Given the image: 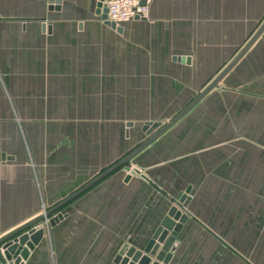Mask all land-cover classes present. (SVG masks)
Returning a JSON list of instances; mask_svg holds the SVG:
<instances>
[{
  "label": "crops",
  "instance_id": "0c3cea01",
  "mask_svg": "<svg viewBox=\"0 0 264 264\" xmlns=\"http://www.w3.org/2000/svg\"><path fill=\"white\" fill-rule=\"evenodd\" d=\"M60 1L0 0V236L128 154L124 123L180 112L264 21V0H151L118 33L94 16L99 0ZM261 94L264 32L195 117L134 157L143 175L116 171L65 205L21 264H112L172 205L187 215L173 264H264Z\"/></svg>",
  "mask_w": 264,
  "mask_h": 264
},
{
  "label": "water",
  "instance_id": "95a60500",
  "mask_svg": "<svg viewBox=\"0 0 264 264\" xmlns=\"http://www.w3.org/2000/svg\"><path fill=\"white\" fill-rule=\"evenodd\" d=\"M99 0L98 11L101 19L111 29L121 33V27H117L114 23L106 20V11L102 9V2ZM49 4L59 5L60 0H48ZM144 4V1L141 2ZM264 32V21L254 32L251 38L244 44L236 56L224 67L218 75L198 94L194 97L180 112H178L172 119L161 126L156 132L150 135L146 140L141 142L138 146L133 148L122 159L107 167L98 175L89 180L85 185L80 187L67 198L60 201L55 206L45 210L37 217L21 224L8 233L0 236V264H21L27 261L35 246L42 239L44 234V224L52 226L57 221L61 220L63 216L58 214V211L65 205L79 197L81 194L95 186L97 183L114 173L120 168L128 171L130 161L138 155L142 150L149 146L153 141L159 138L163 133L176 124L182 117H184L197 103H199L212 89L218 87V83L222 78L238 63V61L247 53L256 40ZM153 127H158L154 124ZM149 134V132H147ZM129 175L125 177L128 181ZM189 188L186 189L188 193ZM184 196L179 200L182 203ZM57 214L56 217L49 219L52 215ZM48 220V221H47ZM187 220V215L183 213L177 205H172L161 221L158 223L154 232L145 243V245L138 249L123 243L113 257L112 264H173L174 254L178 247L177 236L183 224Z\"/></svg>",
  "mask_w": 264,
  "mask_h": 264
},
{
  "label": "rangeland",
  "instance_id": "374dc122",
  "mask_svg": "<svg viewBox=\"0 0 264 264\" xmlns=\"http://www.w3.org/2000/svg\"><path fill=\"white\" fill-rule=\"evenodd\" d=\"M94 16H96V17H98V16H100L99 14H95ZM259 26V25H258ZM194 96H196V95H194ZM257 97V96H256ZM208 99H210V98H208ZM256 100H261L262 102L264 101V94H261V95H258V99L256 98ZM194 111H195V109H192V110H190L187 114H186V116L184 117V118H189V116L190 117H195V115L193 114L194 113ZM177 112H178V110H176V109H170V110H155L154 111V113L151 115V117H149L150 119H141V121H137L138 123L135 125V126H131V124L130 123H128V124H130V125H127L126 124V126H125V123L123 124V130H124V135H123V138L124 139H126L127 140V142H126V145H134L135 147L136 146H138L141 142H143L144 140H146L150 135H152L154 132H156L161 126H163L165 123H167L170 119H172L176 114H177ZM230 112H232V111H230ZM233 113V112H232ZM255 113V114H254ZM257 113V114H256ZM155 114V115H154ZM128 114L126 113V111H125V113H124V116H127ZM255 116V117H261L262 118V116H264V112L263 111H260V110H255V111H252V113H251V115L250 116ZM241 117H243L242 115H240ZM135 117V116H134ZM129 121V120H128ZM136 121V120H135ZM154 124H158V127H153V125ZM246 125V126H245ZM245 125H244V123H243V125H238V127H236V129H235V133L236 134H242V135H244V134H247V133H249L248 131H247V128H248V125H247V123L245 122ZM173 127V126H172ZM171 127V128H172ZM170 128V129H171ZM252 130H251V133H258L260 130H264V127L263 126H261V127H258V126H254V125H252ZM261 128V129H260ZM127 129V131L125 132V130ZM170 129H168L165 133H163L162 135H164V134H166L167 132L169 133V131H170ZM147 132H149V134L147 133ZM261 132H264V131H261ZM161 135V136H162ZM160 136V137H161ZM160 137L159 138H157L155 141H157L158 139H160ZM136 139L134 142H131V140L130 139ZM139 139V140H138ZM138 140V141H137ZM253 140V139H252ZM155 141H153L150 145L152 146V144L155 142ZM239 144H241V143H239V142H236L235 143V145L236 146H238ZM246 144V143H245ZM251 150L252 151H257L259 148L261 149V148H263V147H259V144L261 145V146H263V144H264V142H262V143H260V142H258V141H252L251 142ZM125 144H124V146H126ZM149 145V146H150ZM242 145V144H241ZM133 146V147H134ZM149 146H147V147H149ZM134 147V148H135ZM146 147V148H147ZM146 148L144 149V150H146ZM237 148H239V147H237ZM240 149H242V147L240 148ZM130 150H132V149H130ZM144 150H142L140 153L142 154V155H145V152H143ZM147 151V150H146ZM139 153V154H140ZM137 156V155H136ZM135 156V157H136ZM136 160V159H135ZM132 161H134V158L130 161V167H129V170H128V175H130L129 173L130 172H132L133 174L135 173V174H137V175H143V173H142V168H141V166H139V165H133L132 164ZM144 161H145V159H144ZM257 161V160H256ZM138 166V167H137ZM122 170H124L123 168H120V169H118L117 171H122ZM126 171V170H125ZM116 172V171H115ZM44 212V211H43ZM42 212V213H43Z\"/></svg>",
  "mask_w": 264,
  "mask_h": 264
},
{
  "label": "built area",
  "instance_id": "2783aa9c",
  "mask_svg": "<svg viewBox=\"0 0 264 264\" xmlns=\"http://www.w3.org/2000/svg\"><path fill=\"white\" fill-rule=\"evenodd\" d=\"M144 1L142 5L141 2ZM151 0H104L102 9L106 11V20L119 26L131 20H145L148 17V5ZM1 164V162H0Z\"/></svg>",
  "mask_w": 264,
  "mask_h": 264
}]
</instances>
